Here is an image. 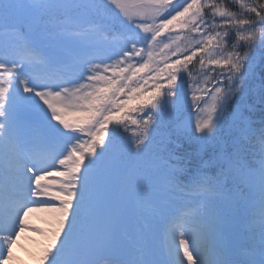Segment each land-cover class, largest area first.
<instances>
[{
    "label": "snow or ice",
    "instance_id": "1",
    "mask_svg": "<svg viewBox=\"0 0 264 264\" xmlns=\"http://www.w3.org/2000/svg\"><path fill=\"white\" fill-rule=\"evenodd\" d=\"M25 230L37 264H264V0H0V264Z\"/></svg>",
    "mask_w": 264,
    "mask_h": 264
},
{
    "label": "rangeland",
    "instance_id": "2",
    "mask_svg": "<svg viewBox=\"0 0 264 264\" xmlns=\"http://www.w3.org/2000/svg\"><path fill=\"white\" fill-rule=\"evenodd\" d=\"M191 100H188L187 103L180 109L177 113V122L187 121L189 119V108L188 104H190ZM194 119V116L192 117ZM157 138V137H156ZM128 139L122 142L116 149L113 151L117 155L126 156L130 153L126 151ZM48 214L40 211L39 208L30 214V218L33 222L39 227H46L43 224L42 218L46 217ZM169 237L167 233V227L161 226L153 239V244L156 249L158 258L161 261H165L168 259L167 257V243ZM45 242V238L40 234L33 232L31 230H25L18 241V243L13 244L12 252L13 259L11 264H37L36 255L38 254L39 248L42 243ZM241 241L239 240V243ZM242 243V242H241Z\"/></svg>",
    "mask_w": 264,
    "mask_h": 264
},
{
    "label": "trees",
    "instance_id": "3",
    "mask_svg": "<svg viewBox=\"0 0 264 264\" xmlns=\"http://www.w3.org/2000/svg\"><path fill=\"white\" fill-rule=\"evenodd\" d=\"M225 3H230L231 0H224ZM232 10H236L233 8ZM259 53H257L258 55ZM250 87L252 89L258 90L260 87V81L257 79L255 81L250 82ZM189 100H190V95H189ZM246 115L248 118L252 121H255L258 123V121L261 119L262 112H261V106L259 105L258 99L254 97L253 100L249 101L248 105V111L246 112ZM137 131L134 127H131L128 132H120L116 133L114 138H113V145H116L119 143L122 139H125L126 137H129L132 135L133 132ZM159 138V136H156ZM191 153L190 160H191V167L195 168V166L200 163V157L197 154L198 148L197 145H192L191 148L187 149Z\"/></svg>",
    "mask_w": 264,
    "mask_h": 264
}]
</instances>
